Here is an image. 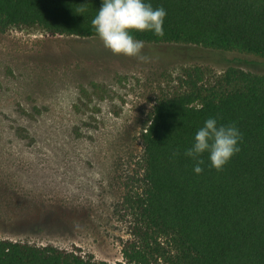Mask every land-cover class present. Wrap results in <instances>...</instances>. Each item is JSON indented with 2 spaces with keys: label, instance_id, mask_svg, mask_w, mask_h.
Returning a JSON list of instances; mask_svg holds the SVG:
<instances>
[{
  "label": "rangeland",
  "instance_id": "1",
  "mask_svg": "<svg viewBox=\"0 0 264 264\" xmlns=\"http://www.w3.org/2000/svg\"><path fill=\"white\" fill-rule=\"evenodd\" d=\"M144 44L149 62L97 36L0 31V239L125 264L136 239L126 196L139 190V137L157 98L191 90L198 72L202 90L229 65L264 73L251 53Z\"/></svg>",
  "mask_w": 264,
  "mask_h": 264
},
{
  "label": "trees",
  "instance_id": "2",
  "mask_svg": "<svg viewBox=\"0 0 264 264\" xmlns=\"http://www.w3.org/2000/svg\"><path fill=\"white\" fill-rule=\"evenodd\" d=\"M103 0H0V31L39 27L52 35L97 36L92 20ZM163 7V37L133 31L153 44L237 50L264 59V0H143ZM86 4L80 14L77 9ZM192 77L190 71L186 75ZM155 101L140 134L143 173L126 202L135 240L125 243V264H264V73L229 65L218 87ZM232 125L236 152L222 170L203 171L185 155L206 120ZM0 264H110L53 246L0 239ZM115 264H123L117 262Z\"/></svg>",
  "mask_w": 264,
  "mask_h": 264
},
{
  "label": "clouds",
  "instance_id": "3",
  "mask_svg": "<svg viewBox=\"0 0 264 264\" xmlns=\"http://www.w3.org/2000/svg\"><path fill=\"white\" fill-rule=\"evenodd\" d=\"M86 10V4H82L77 12L82 14ZM165 17L163 7L154 10L143 0H103L98 14L92 20V26L104 47L114 55L122 54L135 57L141 62H149L150 57L141 54L145 47L144 41L134 39L131 33L150 31L163 37ZM239 138L240 134L234 126H217L216 119L209 118L195 134L194 144L185 151V155L196 161V174L203 171L201 165L204 160L198 157L205 152L209 153L210 167L220 171L239 151Z\"/></svg>",
  "mask_w": 264,
  "mask_h": 264
}]
</instances>
